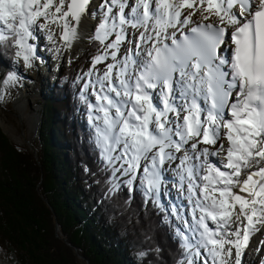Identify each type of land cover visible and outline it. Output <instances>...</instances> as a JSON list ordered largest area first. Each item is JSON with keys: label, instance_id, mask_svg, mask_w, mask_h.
I'll return each instance as SVG.
<instances>
[{"label": "snow or ice", "instance_id": "obj_1", "mask_svg": "<svg viewBox=\"0 0 264 264\" xmlns=\"http://www.w3.org/2000/svg\"><path fill=\"white\" fill-rule=\"evenodd\" d=\"M90 5L0 0V45L31 67L43 59L42 32L59 54L79 38L82 18L96 20L88 39L102 49L83 74V92L109 191L140 189L168 211L161 198L171 171L181 199L169 213L181 221L178 264H241L264 225V0ZM184 8L192 11L181 19Z\"/></svg>", "mask_w": 264, "mask_h": 264}, {"label": "trees", "instance_id": "obj_2", "mask_svg": "<svg viewBox=\"0 0 264 264\" xmlns=\"http://www.w3.org/2000/svg\"><path fill=\"white\" fill-rule=\"evenodd\" d=\"M99 46L89 42L41 98L33 150L10 143L0 129V264L182 259L176 228L163 211L127 186L109 191L110 173L90 131L72 119L81 103L74 96V73ZM13 56V48L0 45V95Z\"/></svg>", "mask_w": 264, "mask_h": 264}, {"label": "rangeland", "instance_id": "obj_3", "mask_svg": "<svg viewBox=\"0 0 264 264\" xmlns=\"http://www.w3.org/2000/svg\"><path fill=\"white\" fill-rule=\"evenodd\" d=\"M96 24L97 21L93 26L91 25V28H89L91 32L93 31ZM36 43H38V41ZM38 44L39 47L37 49V55L39 57H44V54L47 53V59L49 60L47 64L50 65L48 70L47 68H45L46 69L45 71L41 70V68L39 67L40 59L33 60L32 66L28 67L23 63L22 60L17 62L15 56H13V59L10 61L9 64L11 71L8 75L15 74L17 79L14 83L11 84L3 82L2 92L0 95L1 131L7 137L10 143L18 147L27 148L28 150H33V147L36 145V132L39 124V114H40V106L38 105V103L40 102L41 98L52 89V86L54 85L55 80L58 79L60 72L62 73V70L66 69L68 65L71 64L74 61V59H77V57L81 55V53L85 50L84 48L83 51L80 54H78L76 57H72L71 59L63 58L61 60V59H55L53 54L49 55L51 48L47 46L44 37L42 38V41ZM98 49H102V46L100 45ZM13 50L15 52L14 48ZM97 54L98 52L96 51L93 55H90L89 56L90 62L87 61L84 67H82L77 72H75L73 76V82L76 87L75 93L76 96H79L81 100L80 112L77 113L78 119L84 123V125L89 129V131L91 130L89 128V123L87 119V104L84 101V95L86 93L83 92L84 78L82 77L84 73L89 71V68L91 67L90 63ZM54 63L56 67L58 66L59 67L53 69V72L51 73L52 70L51 67H53ZM106 63H111V60L106 61L105 64ZM105 64L96 65V68L104 69ZM43 72L45 74H43ZM38 73L40 75H38ZM25 90H27L28 93L24 94L26 97L24 98L25 101L23 103V106L22 104L16 106V101H15L16 97ZM89 91H91V89H89ZM91 99L94 100L95 97L93 96ZM73 114H76V111H74ZM168 174L172 175V177L174 175V173H172L171 171H169ZM168 177L170 176L168 175ZM167 180L165 181V184L167 183ZM172 189L173 188L171 184V190ZM135 190L139 192L140 191L143 192L140 189H135ZM169 193L172 194V192L167 189V191L164 192L161 199L163 200L162 204L166 206L165 208H167L168 211L170 212L172 211L171 209L172 200H169L168 198ZM162 213H164V216L166 217L165 215L166 213L165 212ZM172 216L175 219L174 220L175 223L177 225L180 224L178 218L175 216L174 213ZM188 220H191V218L188 217ZM256 245L258 247L256 250L257 254L255 256L247 252L248 257H250L249 260H251L253 263L246 262L244 264H261L262 262L264 264V241Z\"/></svg>", "mask_w": 264, "mask_h": 264}, {"label": "bare ground", "instance_id": "obj_4", "mask_svg": "<svg viewBox=\"0 0 264 264\" xmlns=\"http://www.w3.org/2000/svg\"><path fill=\"white\" fill-rule=\"evenodd\" d=\"M189 2L191 3V2H193V0H189ZM198 2H199V0H196L197 4H198ZM97 3H99V0H93V5H95ZM93 5H90V7H92ZM182 11H183V15H182L181 19H183L184 16H186L189 12H191L192 9L184 8ZM199 16H200V13H199V11H197L196 15L193 16V19L197 20V19H199ZM95 23H96V20H94L90 17L85 16L84 18H82L81 23H80V27L77 29L78 34H79V38L77 40L73 41L71 47L62 48L61 52L59 54H57L53 50L55 46L47 40L46 33L42 32L41 39L38 41V43H40L42 41V38L44 37V39L47 43V46L49 48H51L49 55L53 54L55 59H61V60L63 58L71 59L72 57H76L78 54H80L83 51V49L87 46L88 42H90L88 37L91 35L92 32L89 30V28H91V25L93 26ZM53 27H54L57 43L62 44V42L59 40V29L55 28V26H53ZM169 31L171 32V31H173V29H169ZM45 54H44V57H42L43 59L42 60L40 59V63H39V67L41 68V70H44V71L46 70L45 68H47V70H48V68L50 67V65L47 64V62L49 61L47 59V53H45ZM58 67H56V65L54 63L53 67H51L52 68L51 73L53 72V69L58 68ZM43 74H45V73L43 72ZM38 75H40V74L38 73ZM25 93H28V91L25 90L16 97V100H15L16 106H19L20 104H22V106H23V103L25 101L24 98L26 97L24 95ZM168 175L170 177H168L169 180H167V183H166L167 187L166 188L172 192V194L171 193L168 194V198H169V200H172L171 201L172 204L175 203V204L179 205L181 203V200L179 198V194H178L177 190L174 187H172L174 190L173 189L171 190V184H173V177L170 174H168ZM168 183H169V185H168ZM185 217L188 219V216L186 215V213H185ZM189 218H191L190 214H189ZM245 223H246V221H245ZM209 225H210V227H212L211 222H209ZM256 227H257L258 231L254 232L252 234V236L249 239L248 246L243 250V255L241 257L242 263H246V262L251 263L252 261L249 260L250 257H248L247 252H249L250 254L255 256L257 254L256 250L258 247L256 244L262 243L264 241V235H263L264 225L257 224ZM254 246H255V248H254ZM262 246H263V244H262ZM260 248H261V245H260ZM248 250H251V251H248Z\"/></svg>", "mask_w": 264, "mask_h": 264}, {"label": "water", "instance_id": "obj_5", "mask_svg": "<svg viewBox=\"0 0 264 264\" xmlns=\"http://www.w3.org/2000/svg\"><path fill=\"white\" fill-rule=\"evenodd\" d=\"M61 42H62V41H61ZM55 230H56V227H55ZM74 251H75V249H74ZM76 255H77V254H76ZM77 256H78V255H77ZM84 264H88L86 260L84 261Z\"/></svg>", "mask_w": 264, "mask_h": 264}]
</instances>
